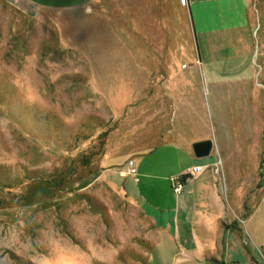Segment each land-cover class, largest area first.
<instances>
[{"label":"rangeland","instance_id":"rangeland-1","mask_svg":"<svg viewBox=\"0 0 264 264\" xmlns=\"http://www.w3.org/2000/svg\"><path fill=\"white\" fill-rule=\"evenodd\" d=\"M74 4L24 11L0 0V264H172L178 243L161 238L145 206H173L160 178L191 167L181 147L225 134L218 123L238 138L251 113L264 120V17L250 51L218 42L231 60L213 73L233 82L217 96L194 59L185 69L126 65L131 44L112 2ZM181 40L192 46L189 31ZM221 158L217 179L237 171L231 196L247 192L243 218L259 208L246 249L264 264V162ZM132 164L140 171L123 176Z\"/></svg>","mask_w":264,"mask_h":264},{"label":"crops","instance_id":"crops-1","mask_svg":"<svg viewBox=\"0 0 264 264\" xmlns=\"http://www.w3.org/2000/svg\"><path fill=\"white\" fill-rule=\"evenodd\" d=\"M8 1L24 11L72 9L77 6L74 3L81 2L80 8L87 11V9L91 10V5L102 0ZM104 1L112 2L111 18L116 29L128 34V41L131 44L128 49L132 50L130 55L132 57L129 58L134 61L127 62L126 65L150 67L181 65L182 69H185L192 66L191 60L194 59V65H198L202 70L205 69L203 79L207 80L209 94L215 93L217 96L224 91L228 93V83L233 82L213 73L214 64L221 62L219 61L221 57L228 58L226 56L228 48L221 51L218 49V42L230 43L231 47L239 49L238 52L246 45L245 49L250 51L252 45L248 39L249 35L254 29L257 17H264V0ZM188 31L192 38L191 47L181 40L183 33ZM137 39H140V43ZM137 51H144V58L137 57ZM190 52L192 58L191 55L189 56ZM188 59L190 63L187 64L185 60ZM161 76L162 85L163 74ZM188 79L191 78L188 76L181 81ZM186 96L181 95L180 100ZM160 97L169 98L164 91ZM189 121V118L185 119V123ZM218 127L220 131L221 128L224 129L225 134L221 131L222 134L219 136L215 128L214 137L201 138L181 147L191 167L187 166L189 168L186 167V170L179 168L161 176L160 179L166 184L165 193L167 197L170 194L174 202L173 206L163 205V202L161 203L163 206H145L147 208L144 210L157 230L161 232V238L178 243L173 247L175 253L172 264H253L252 258L256 260L249 249H246L248 246L246 236L248 223L253 221L259 208L249 218H243L247 192L243 194L241 190L233 199L232 190L226 181L237 171L224 172L226 177L220 180L217 176H223V171L220 169V172L215 174L209 169V173L205 171L184 181L181 195H175L176 197L171 195L173 191L168 180L170 177L179 175L181 177L188 169L195 166L218 161L222 163L221 156L232 163L241 162L245 156L251 157L258 163L264 162V120L261 117L251 113V118L246 124L248 132H241L238 138L231 133L226 136L228 131H233L232 126L228 128L218 123ZM242 129L243 126L236 128L240 131ZM207 139L213 142L211 154L215 152V155L208 160L196 159L192 152V143ZM130 169L120 172L123 176L135 177L140 171V166L135 168V164H132ZM206 174L210 175L205 177ZM146 178L150 180L155 176L152 174ZM190 184L192 185L188 187Z\"/></svg>","mask_w":264,"mask_h":264},{"label":"built area","instance_id":"built-area-1","mask_svg":"<svg viewBox=\"0 0 264 264\" xmlns=\"http://www.w3.org/2000/svg\"><path fill=\"white\" fill-rule=\"evenodd\" d=\"M208 169H212L215 174H218L221 169V163L218 161V162L208 164V165L195 166L192 168L191 171H187L185 175L172 179L171 185H172L174 193L177 196L181 195L183 192V182L184 181H186L188 178L193 177L194 175L202 174Z\"/></svg>","mask_w":264,"mask_h":264},{"label":"water","instance_id":"water-1","mask_svg":"<svg viewBox=\"0 0 264 264\" xmlns=\"http://www.w3.org/2000/svg\"><path fill=\"white\" fill-rule=\"evenodd\" d=\"M213 149V142L211 140L199 141L192 145V152L196 159L209 158Z\"/></svg>","mask_w":264,"mask_h":264},{"label":"trees","instance_id":"trees-1","mask_svg":"<svg viewBox=\"0 0 264 264\" xmlns=\"http://www.w3.org/2000/svg\"><path fill=\"white\" fill-rule=\"evenodd\" d=\"M252 263L253 264H258L257 261L254 258H252Z\"/></svg>","mask_w":264,"mask_h":264}]
</instances>
